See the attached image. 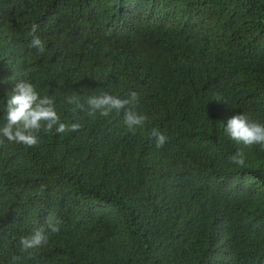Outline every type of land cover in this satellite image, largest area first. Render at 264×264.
I'll return each instance as SVG.
<instances>
[{"label":"trees","instance_id":"trees-1","mask_svg":"<svg viewBox=\"0 0 264 264\" xmlns=\"http://www.w3.org/2000/svg\"><path fill=\"white\" fill-rule=\"evenodd\" d=\"M21 80L82 128L0 136V264H264V148L225 130L264 123V0H0V126ZM133 91L135 133L66 102ZM49 219L59 232L22 251Z\"/></svg>","mask_w":264,"mask_h":264},{"label":"clouds","instance_id":"clouds-1","mask_svg":"<svg viewBox=\"0 0 264 264\" xmlns=\"http://www.w3.org/2000/svg\"><path fill=\"white\" fill-rule=\"evenodd\" d=\"M38 28L39 25L33 24L31 29L32 40L29 46L36 48L40 54H43L46 51L45 44L38 35H35ZM66 102L74 105V110H81L91 118H95L97 113L107 117L112 111L117 113L123 111L124 123L133 133L138 127H143L148 120L147 115L134 110V105L139 102V95L135 91L131 92L128 98H118L109 93L88 96L86 105L81 103V97L78 95L68 96ZM3 104L5 123L0 126V136L9 142L34 147L40 142L38 133L41 130L47 133L55 129L56 133L63 134L76 132L82 128L79 122L71 124L61 122L56 111L54 97L41 96L36 87L28 81L21 80L16 83L6 104ZM225 130L233 140L242 142L245 146L258 144L264 148V123L251 119L246 113L229 118ZM150 136L154 139L157 148L163 147L168 140V137L158 128H153ZM229 159L240 167L245 166L246 161L243 152L238 151ZM57 232H59V222L53 223L49 219L47 231L44 227H40L30 235L20 238L22 251L46 246L49 242V233Z\"/></svg>","mask_w":264,"mask_h":264}]
</instances>
